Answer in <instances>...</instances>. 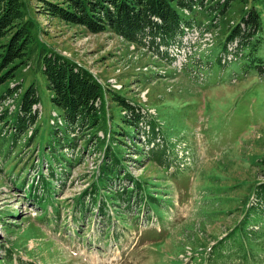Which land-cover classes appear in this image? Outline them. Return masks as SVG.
<instances>
[{"label":"rangeland","instance_id":"rangeland-1","mask_svg":"<svg viewBox=\"0 0 264 264\" xmlns=\"http://www.w3.org/2000/svg\"><path fill=\"white\" fill-rule=\"evenodd\" d=\"M28 1L40 32L0 83V264H264V223L245 219L250 211L264 219V0L182 11L200 28L184 65L216 57L237 24L245 41L224 67L228 83L201 88L190 69L176 73L151 47L63 22ZM252 9L257 29L240 21ZM40 45L98 77L96 124L70 131L50 100ZM29 86L38 103L12 132ZM109 90L146 109L158 130L122 122ZM109 126L124 135L111 137ZM143 210L155 222L142 226Z\"/></svg>","mask_w":264,"mask_h":264},{"label":"trees","instance_id":"trees-1","mask_svg":"<svg viewBox=\"0 0 264 264\" xmlns=\"http://www.w3.org/2000/svg\"><path fill=\"white\" fill-rule=\"evenodd\" d=\"M38 1L45 8V13L63 22L83 26L91 32H112L140 46L145 36H149L150 43L154 42L155 37H158L162 43L173 38L178 31V24L185 21L181 9H190L195 0ZM196 1L202 4L203 0ZM32 9L28 0H0V83L10 77L14 66L24 62V58L31 53L32 48L34 49L32 44L40 28L38 29L37 21L32 16L35 14H32L35 12ZM241 20L251 24L252 27L258 26L257 14L253 9ZM240 30L236 25L230 30L227 38L241 36L243 33ZM35 55L41 62L47 87L51 91L50 100L61 111L67 124L70 125L76 119L81 128L96 124L98 108L93 103L100 95L102 96V87L92 74L83 68L81 63L79 66L71 57H66L44 45L36 49ZM109 91L111 100L126 110V115L122 116L121 121L136 126V123L144 118L143 113L136 108L134 102L126 100L116 91ZM36 100L33 88L29 86L20 99L17 119L12 123L13 128H22L27 120L25 114L29 113L31 104ZM108 132L113 138L124 135L121 129L111 131L109 127ZM106 164L107 162L105 169ZM253 214L256 215L255 212L250 211L245 217L247 225L258 221L264 223V219ZM247 249H251L249 245Z\"/></svg>","mask_w":264,"mask_h":264}]
</instances>
